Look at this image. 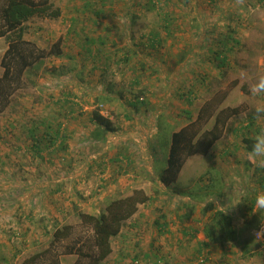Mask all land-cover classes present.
Wrapping results in <instances>:
<instances>
[{
    "label": "crops",
    "instance_id": "crops-1",
    "mask_svg": "<svg viewBox=\"0 0 264 264\" xmlns=\"http://www.w3.org/2000/svg\"><path fill=\"white\" fill-rule=\"evenodd\" d=\"M178 1L183 8H177ZM123 2L54 0L60 15L42 35L47 44L59 41L57 53L48 55L34 73L46 72L58 90L53 98L20 103L32 109L35 122L26 112L10 110L7 131L0 127V139L5 132L11 137L0 144V165L9 167L0 170V211L8 210L13 221L5 231L0 225L2 236L9 232V242L0 239V251L13 242L29 250L30 241L46 250L51 224H77L80 213H105L111 200L142 190L148 200L111 239V252L102 264H131L135 259L142 264L157 260L198 264L204 254L209 258L206 264H264V238L255 236L264 226V210L255 207V197L264 192V168L247 159L249 151L243 143L244 139L254 143L261 132L255 118L226 128L206 155L186 158L177 189L159 180L166 161L155 168L161 121L175 126L171 135L179 132L196 119L210 93L227 86L225 73L234 77L264 53V0H215L213 8L208 0H172L167 32L160 21L149 39L156 35L157 45L161 38L167 40L168 70L174 78L167 88L155 85L146 99L141 95L149 101L148 111L113 116L108 111L103 116L109 122L105 129L92 114L77 111L71 97L81 87L77 74L87 67L78 57L86 56L107 72L119 60L122 47L107 48V42L125 34V25L135 20ZM34 73L30 77L36 78ZM126 86L124 79L104 84L101 88H106L108 100L104 92L100 100L107 104L111 96L125 101ZM113 87L119 88L114 94ZM141 96L125 102L130 106L136 99L138 104ZM116 120L121 122L113 125ZM217 210L230 215L239 233L237 243L221 246L204 238V224ZM18 252L11 258L17 260ZM5 261L4 257L0 264Z\"/></svg>",
    "mask_w": 264,
    "mask_h": 264
},
{
    "label": "rangeland",
    "instance_id": "rangeland-1",
    "mask_svg": "<svg viewBox=\"0 0 264 264\" xmlns=\"http://www.w3.org/2000/svg\"><path fill=\"white\" fill-rule=\"evenodd\" d=\"M122 1H124L123 4H125V6H128L127 10L128 13H130V17L133 15L135 17V20L125 25V34L119 35L118 38L115 39L116 41L111 40V42H107V48L113 49L114 44H117V46L122 47L123 51L120 54L119 60H117V62L114 63L107 72L103 70L101 66L97 67V63H92V60H89L86 56L78 57L79 59H81V61H83L82 66H87L86 69L80 71V73L77 74V80L80 81L81 87L78 88V94H76L74 97H71V101L74 103L75 108L80 113H88V115H93L94 112H98L103 116H107L108 111L110 115L114 112L118 113V115H123L125 113V115H127L128 111H148V106L150 104L148 105L146 103H149V101H143L142 96H145L146 99V94H151L152 91L149 90H153L152 88L155 87V85L163 89L165 87L167 88L168 84H170V80L174 78L168 70L167 40L165 38H161L160 45H157V47L153 50H150V48L148 47L150 45L149 42L151 38L149 39V37H151V32L158 30L156 26L159 25L158 23L161 19L168 18L169 9L171 6L170 3L172 2V0ZM208 1L209 6L213 8L215 6V0ZM51 2L53 6L57 8L54 3V0H51ZM178 4V9H180L181 6L182 8L184 7L182 1H178ZM123 10H125V7H123ZM137 13L139 15V19L137 18ZM140 18L142 19L140 20ZM46 19L47 18H33L23 25V39L25 41H29L36 44V46L41 51H43V62L47 58L48 53L52 51L51 46L58 44L59 42L49 41V44H47V42L45 41L42 32H44L48 23H50L51 26L56 25V21L53 22V19H49L52 22H48ZM161 27L162 26H160V28ZM6 49L7 44L5 40L3 38H0V61ZM69 65L73 67V62L70 61ZM98 68L101 69L95 71ZM1 74L2 69L0 67V76ZM35 74L37 76L36 78L30 77V75H24L19 88L14 90L10 98L9 105L0 113V116L3 114L2 117H0V127L2 125V128L6 129V131L8 128V111L17 110L21 112H26L31 117V115L34 113L32 109H25L20 103H22L24 99H28L29 101L34 98L35 101H37L38 99L42 100L43 97H48V95L49 97L53 98L54 95L52 93L58 90V86L55 85L54 81L51 78L47 77L48 74L46 72H37L34 73V76ZM261 76H264V53L259 55L255 60H253L252 58L249 61V64H247L246 69L240 72H235L234 77L230 76L229 73H225V78H227V86H225L223 90H214L212 93H210L207 98V101L200 107L201 109L207 104V107H205V109L203 110V119L198 127V130L201 132L203 130L205 131L212 128L213 121L215 120L217 115H219L220 112L223 110L225 112L223 111L221 116L223 117V119H225L224 130L226 128L233 129L237 126V124L239 125L240 123H242L243 119L249 116L255 118L256 127L260 129V131L264 130V120L256 118L254 114L255 107L260 103H264V95L253 96L250 91L252 85L255 84ZM53 77L55 78V76ZM123 79L124 85H127L126 89L124 88L126 94L124 96L125 101L128 97L136 98L137 96H141L143 94L141 98L139 97L140 102L138 104H136L135 99V102H133V104L129 106L127 105V102L120 101L118 99H113L111 96L109 97V103L107 104L100 100L103 92L105 93L104 95H106L105 100H108L106 92L107 90L105 87L101 88V86L113 82L117 83L122 81ZM33 80L35 82H33ZM51 80L53 82H51ZM29 82H31V84H29ZM112 89L113 90H111V93L113 94L115 91L119 90V88L116 87H113ZM123 95L124 94H122V96ZM156 105L157 103L153 104V106ZM160 107H162V105H160ZM159 110L160 109H153L154 113H158ZM192 112L194 113L195 109H193ZM211 114L212 117H209V115ZM162 115L163 113L161 115H158V119H161ZM33 118L36 119L35 116H32V121H34ZM3 120H6V122H3ZM118 121L121 122L120 120H116L113 121L112 124L114 125ZM122 122H125V120H123ZM132 122L134 121H128V123ZM37 123L38 121L35 124ZM164 123V121H161L160 124L162 125L160 135L158 136L160 158H158L155 162L156 170L162 167L165 163L170 146L171 132L175 129V126H164ZM176 123H178V121H176ZM4 125H6L7 127H4ZM8 139L11 140V137L8 132H5V135L2 136V139H0V144H6L9 141ZM7 168L9 169L8 166L5 167L4 165H0V170H8ZM0 214H4L3 216H0V225L4 227L2 229L3 231H5L4 229L8 226V224L11 225L13 221L10 220L8 210L6 211V213H4V210H2L0 211ZM78 223L79 220L77 224L74 225H78ZM8 233L9 232L5 233V236H2V234H0V239L8 241ZM27 245L29 246V250L25 249L26 247L22 246V244L19 242H17V244H14L13 242L11 243V247L3 248L0 251V261L4 257L6 261L1 262V264H25L30 258L39 253L40 250L37 249V245H33L31 241L27 242ZM16 251H19L17 254V256L19 257L17 260H15L16 258H11V254L15 253ZM9 259L12 260L10 263H8L7 261ZM75 261L76 258L71 255H63L60 258V264H73ZM135 261H138L139 264H142L137 259L133 260L131 264H134ZM192 262H195V260H193ZM154 263L155 262L152 261L151 263L147 262L146 264ZM161 264L169 263H163L161 261Z\"/></svg>",
    "mask_w": 264,
    "mask_h": 264
},
{
    "label": "trees",
    "instance_id": "trees-1",
    "mask_svg": "<svg viewBox=\"0 0 264 264\" xmlns=\"http://www.w3.org/2000/svg\"><path fill=\"white\" fill-rule=\"evenodd\" d=\"M59 15V9L53 6L51 0H0V38L7 44L0 61V113L9 105L10 98L14 90L19 88L24 75L33 74L43 62V51L36 44L23 39V25L33 18L52 20ZM160 21L164 23L163 28L167 32V19ZM156 39L155 35L150 40V50L157 47ZM57 46L58 44L51 46L52 51L48 55L56 54ZM205 107L207 104L200 109L194 121H189L179 132L171 135L166 166L159 175L164 186L177 189L174 186L185 159L207 154L222 136L225 119L221 115L224 110L217 115L212 128L201 132L198 130ZM93 120L105 129L109 128V122L98 112L93 113ZM243 143L246 150L250 151L253 143L245 139ZM147 200L142 190H134L127 197L111 200L105 213H80L78 225L51 224L48 249L39 251L25 264H60L63 255L74 256L76 261L73 264H102L111 252V239L117 236L124 222L136 212L137 207ZM202 233L206 240L221 246L235 244L239 239L230 215L220 210L215 211L204 224ZM157 262L158 260L155 263Z\"/></svg>",
    "mask_w": 264,
    "mask_h": 264
},
{
    "label": "clouds",
    "instance_id": "clouds-1",
    "mask_svg": "<svg viewBox=\"0 0 264 264\" xmlns=\"http://www.w3.org/2000/svg\"><path fill=\"white\" fill-rule=\"evenodd\" d=\"M239 2H242V0H238ZM250 91L253 96L264 95V76L259 77L258 81L252 85ZM254 114L256 118L264 119V103H260L255 107ZM254 140L251 150L247 153V159L256 167L264 168V130H261ZM255 207L257 211L264 210V192H260L255 197ZM255 236L256 238H264V226L255 233Z\"/></svg>",
    "mask_w": 264,
    "mask_h": 264
},
{
    "label": "built area",
    "instance_id": "built-area-1",
    "mask_svg": "<svg viewBox=\"0 0 264 264\" xmlns=\"http://www.w3.org/2000/svg\"><path fill=\"white\" fill-rule=\"evenodd\" d=\"M257 239H259V238H257ZM208 261H209L208 256L206 254H204V255H202L201 257L198 258L197 263L198 264H206ZM134 264H139V262L138 261H135ZM156 264H161V261H158Z\"/></svg>",
    "mask_w": 264,
    "mask_h": 264
}]
</instances>
